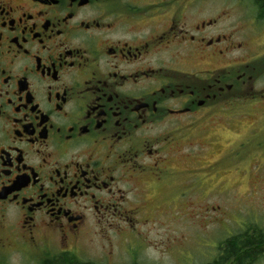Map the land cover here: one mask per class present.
I'll return each mask as SVG.
<instances>
[{
	"label": "flooded vegetation",
	"instance_id": "af4514ba",
	"mask_svg": "<svg viewBox=\"0 0 264 264\" xmlns=\"http://www.w3.org/2000/svg\"><path fill=\"white\" fill-rule=\"evenodd\" d=\"M234 1L0 0V264L73 253L94 229L192 223L195 189L264 146V45L237 9L264 18ZM244 107L247 139L203 162Z\"/></svg>",
	"mask_w": 264,
	"mask_h": 264
},
{
	"label": "rangeland",
	"instance_id": "374dc122",
	"mask_svg": "<svg viewBox=\"0 0 264 264\" xmlns=\"http://www.w3.org/2000/svg\"><path fill=\"white\" fill-rule=\"evenodd\" d=\"M214 1L220 5L226 3L227 6L235 2ZM237 10H239L237 15L246 18L243 22L248 27V31L246 30L248 34L254 29L260 30L256 31V34L253 32L255 36L252 50L257 51L264 45V21L251 23L254 15V8L251 5L245 3ZM257 87L261 89L264 87V75L257 82ZM257 104L253 103L250 106ZM244 106H247L246 103ZM247 112L244 107L238 116L229 118L226 123L221 124L219 131L222 133L218 148L205 155L201 159L203 162L213 160L229 145L247 139L249 131L258 119L252 115L253 112L251 115H247ZM261 126H264V123L259 124V131L263 133L260 139L264 143V131ZM253 144L255 142H251L252 146ZM206 190L207 194H203L199 188L195 189L193 199L195 213L192 223L190 221L187 224L150 223L142 226L141 235L137 233L132 235L127 230L119 232L116 229H107L99 232L94 229L82 238L73 253L63 254L59 247L53 244L49 251L46 250L50 252L49 254L40 252L34 255V264H41L43 261L37 259L50 254L75 256L81 262L92 264L214 263L222 256L220 248L227 239L251 232L260 234L261 230H264V146L244 154L238 162L237 171L228 175L221 186L217 188V184L213 182ZM253 256L264 254L254 253ZM256 264H264V258Z\"/></svg>",
	"mask_w": 264,
	"mask_h": 264
},
{
	"label": "trees",
	"instance_id": "16d2710c",
	"mask_svg": "<svg viewBox=\"0 0 264 264\" xmlns=\"http://www.w3.org/2000/svg\"><path fill=\"white\" fill-rule=\"evenodd\" d=\"M260 7V18H264V0H257ZM256 232V231H255ZM257 234V233H256ZM242 234L227 239L221 246L222 256L213 264H223L229 256H253L254 253L258 255L264 254V230L260 234ZM57 264H92L81 262L78 258H65L58 261Z\"/></svg>",
	"mask_w": 264,
	"mask_h": 264
}]
</instances>
